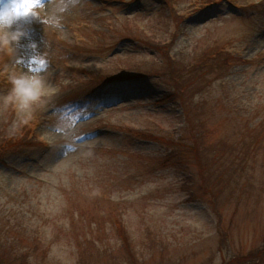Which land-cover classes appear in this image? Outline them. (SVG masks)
Listing matches in <instances>:
<instances>
[{"label": "rangeland", "instance_id": "374dc122", "mask_svg": "<svg viewBox=\"0 0 264 264\" xmlns=\"http://www.w3.org/2000/svg\"><path fill=\"white\" fill-rule=\"evenodd\" d=\"M205 1L41 0L12 25L3 264H264V0Z\"/></svg>", "mask_w": 264, "mask_h": 264}, {"label": "clouds", "instance_id": "9594fccd", "mask_svg": "<svg viewBox=\"0 0 264 264\" xmlns=\"http://www.w3.org/2000/svg\"><path fill=\"white\" fill-rule=\"evenodd\" d=\"M41 0H10L9 5L0 10V45L8 46L17 40L23 33L22 30L12 29V25L19 19L38 16ZM12 88L5 97L6 103H14L20 111L30 108L33 101L39 99L44 88V80L39 74L21 72L10 77Z\"/></svg>", "mask_w": 264, "mask_h": 264}, {"label": "trees", "instance_id": "16d2710c", "mask_svg": "<svg viewBox=\"0 0 264 264\" xmlns=\"http://www.w3.org/2000/svg\"><path fill=\"white\" fill-rule=\"evenodd\" d=\"M198 1V3H200V2H202V3H204V2H208V1H205V0H197ZM177 5V4H176ZM166 53V52H165ZM169 52H167L166 53V57H167V54H168ZM165 55V54H164ZM171 57V56H170ZM168 61V60H167ZM210 64H212V62H210ZM169 77L170 78H172V82H173V84H175L176 85V87L178 86V81H179V79H180V77H177V76H174V75H172V74H170L169 75ZM175 77H177V78H175ZM157 139H163V137H157V136H155ZM4 140H2L1 142H0V153L1 152H3V151H5L6 150V148L10 145V143L8 142L9 140H7V138H3ZM168 139H166L165 141H167ZM192 150H193V153L194 152H196V147L195 146H193L192 147ZM203 152V154H205L206 153V151H205V149H202L201 150V153ZM223 166V170H224V172H226V170H227V167L225 166V165H222ZM211 179V178H210ZM228 181V180H227ZM209 182H211V184H214V180H210ZM229 182V181H228ZM210 184V185H211ZM209 185V186H210ZM210 189H212V187H210ZM207 191V190H206ZM90 229H92V228H90ZM128 244V243H127ZM124 245L125 247H127L128 245ZM3 247H5V248H3V250L4 249H12V248H14V247H12V246H10L9 245V242H8V246H5V245H2ZM8 247V248H7ZM17 250V249H16ZM8 255H9V261H13V260H15V258L13 257V254L14 253H12L11 252V250H9V251H7L6 252ZM128 254H129V256H130V258L131 259H133V254H132V252H131V249H130V251H128L127 252ZM3 256L4 255H2V254H0V264H3V262H2V260L1 259H3Z\"/></svg>", "mask_w": 264, "mask_h": 264}]
</instances>
